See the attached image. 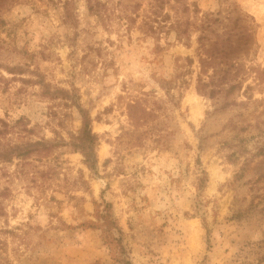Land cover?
Listing matches in <instances>:
<instances>
[{
  "label": "rangeland",
  "instance_id": "rangeland-1",
  "mask_svg": "<svg viewBox=\"0 0 264 264\" xmlns=\"http://www.w3.org/2000/svg\"><path fill=\"white\" fill-rule=\"evenodd\" d=\"M0 264H264V0H0Z\"/></svg>",
  "mask_w": 264,
  "mask_h": 264
},
{
  "label": "trees",
  "instance_id": "trees-1",
  "mask_svg": "<svg viewBox=\"0 0 264 264\" xmlns=\"http://www.w3.org/2000/svg\"><path fill=\"white\" fill-rule=\"evenodd\" d=\"M90 2V0H88V3ZM98 2H96L95 4H89L88 8L90 11H95V14H98ZM148 29L150 31L153 30V26L148 25ZM81 114H82V127L80 129V134L77 136V145L78 147H80L85 161L92 165L93 162V156H94V151H93V143L94 140H96V135L91 131L90 128V120L87 117V114L85 113V111L80 110ZM4 153H8V151H4ZM17 154H23V152L18 151Z\"/></svg>",
  "mask_w": 264,
  "mask_h": 264
}]
</instances>
